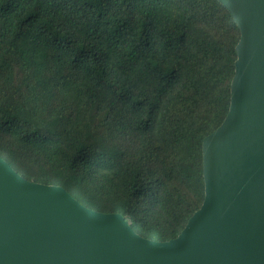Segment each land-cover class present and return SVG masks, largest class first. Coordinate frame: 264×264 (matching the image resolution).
Here are the masks:
<instances>
[{
  "label": "trees",
  "instance_id": "1",
  "mask_svg": "<svg viewBox=\"0 0 264 264\" xmlns=\"http://www.w3.org/2000/svg\"><path fill=\"white\" fill-rule=\"evenodd\" d=\"M239 39L219 0H0V157L175 238L205 198Z\"/></svg>",
  "mask_w": 264,
  "mask_h": 264
},
{
  "label": "water",
  "instance_id": "2",
  "mask_svg": "<svg viewBox=\"0 0 264 264\" xmlns=\"http://www.w3.org/2000/svg\"><path fill=\"white\" fill-rule=\"evenodd\" d=\"M238 28L231 103L203 140L205 198L175 238L138 234L0 157V264H264V0H219Z\"/></svg>",
  "mask_w": 264,
  "mask_h": 264
}]
</instances>
